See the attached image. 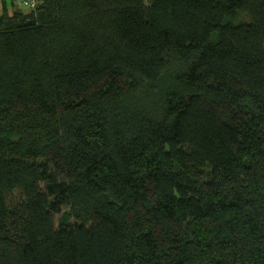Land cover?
Listing matches in <instances>:
<instances>
[{
    "label": "trees",
    "instance_id": "16d2710c",
    "mask_svg": "<svg viewBox=\"0 0 264 264\" xmlns=\"http://www.w3.org/2000/svg\"><path fill=\"white\" fill-rule=\"evenodd\" d=\"M17 1L0 264H264V0Z\"/></svg>",
    "mask_w": 264,
    "mask_h": 264
},
{
    "label": "built area",
    "instance_id": "2783aa9c",
    "mask_svg": "<svg viewBox=\"0 0 264 264\" xmlns=\"http://www.w3.org/2000/svg\"><path fill=\"white\" fill-rule=\"evenodd\" d=\"M42 0H19L18 5L29 9H36Z\"/></svg>",
    "mask_w": 264,
    "mask_h": 264
},
{
    "label": "crops",
    "instance_id": "0c3cea01",
    "mask_svg": "<svg viewBox=\"0 0 264 264\" xmlns=\"http://www.w3.org/2000/svg\"><path fill=\"white\" fill-rule=\"evenodd\" d=\"M18 3H19V0L17 1V5H18ZM3 0H0V13L2 12V7H3Z\"/></svg>",
    "mask_w": 264,
    "mask_h": 264
},
{
    "label": "rangeland",
    "instance_id": "374dc122",
    "mask_svg": "<svg viewBox=\"0 0 264 264\" xmlns=\"http://www.w3.org/2000/svg\"><path fill=\"white\" fill-rule=\"evenodd\" d=\"M22 10L23 11H28V8L23 7Z\"/></svg>",
    "mask_w": 264,
    "mask_h": 264
},
{
    "label": "clouds",
    "instance_id": "9594fccd",
    "mask_svg": "<svg viewBox=\"0 0 264 264\" xmlns=\"http://www.w3.org/2000/svg\"><path fill=\"white\" fill-rule=\"evenodd\" d=\"M19 7H21V6H19ZM21 8H23V7H21ZM25 8H27V7H25ZM29 9V8H28Z\"/></svg>",
    "mask_w": 264,
    "mask_h": 264
}]
</instances>
